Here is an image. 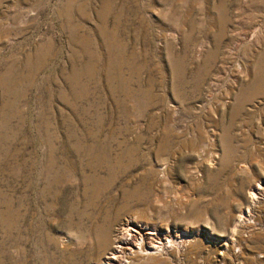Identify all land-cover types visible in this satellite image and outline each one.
Here are the masks:
<instances>
[{
	"label": "rangeland",
	"instance_id": "374dc122",
	"mask_svg": "<svg viewBox=\"0 0 264 264\" xmlns=\"http://www.w3.org/2000/svg\"><path fill=\"white\" fill-rule=\"evenodd\" d=\"M263 171L264 0H0V264H264Z\"/></svg>",
	"mask_w": 264,
	"mask_h": 264
},
{
	"label": "bare ground",
	"instance_id": "6f19581e",
	"mask_svg": "<svg viewBox=\"0 0 264 264\" xmlns=\"http://www.w3.org/2000/svg\"><path fill=\"white\" fill-rule=\"evenodd\" d=\"M212 139H214V137ZM261 170L263 169L261 168L260 171ZM257 177H259L260 183L257 188H254L252 190L251 193L249 192L250 193V204L244 211L241 212V214L238 217L234 215L235 221L238 218L237 223H236V228L241 227L244 229H249L251 227L252 228L256 227V223L253 222L251 219H254V211H255L254 207L264 204V171L261 177L258 175ZM254 223L255 225H253ZM157 229L158 228L156 227H153L152 229H148L147 225L140 223V222H134L133 220L128 219L126 222L122 223L119 228L116 229V234L114 237L110 236L109 234L107 236V233H106L107 237L110 236L108 239L107 237H105L106 241L108 242L106 243L107 244L106 246L107 249L105 251L106 257L104 256L105 258L103 259V261L98 262V264H120L119 262L121 261V258L122 257L124 258L125 256H126L125 259H127L126 263L133 264V262L138 257L140 258L141 256L149 257V255H152V254L157 255L158 253L167 254L173 247H178L179 248L178 250H180L182 247L185 248V246L189 244L190 240H192L189 236L178 233L179 235L176 236V238L173 235H169L171 236L172 239H169L167 241L160 240L159 242H157L156 248H153L151 246L152 240L157 239V238L162 239L160 236L159 229H158V232H157ZM234 234H236V229H235ZM229 242L230 240L228 239L226 241V245ZM139 261L140 260H138V262ZM138 262L136 261V263Z\"/></svg>",
	"mask_w": 264,
	"mask_h": 264
}]
</instances>
